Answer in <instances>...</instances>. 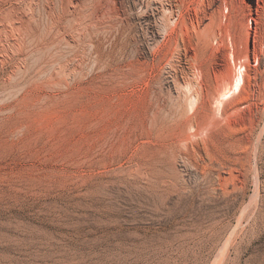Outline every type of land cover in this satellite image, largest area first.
Here are the masks:
<instances>
[{
  "label": "rangeland",
  "instance_id": "374dc122",
  "mask_svg": "<svg viewBox=\"0 0 264 264\" xmlns=\"http://www.w3.org/2000/svg\"><path fill=\"white\" fill-rule=\"evenodd\" d=\"M69 3L0 45V264H264V0Z\"/></svg>",
  "mask_w": 264,
  "mask_h": 264
},
{
  "label": "bare ground",
  "instance_id": "6f19581e",
  "mask_svg": "<svg viewBox=\"0 0 264 264\" xmlns=\"http://www.w3.org/2000/svg\"><path fill=\"white\" fill-rule=\"evenodd\" d=\"M85 1V0H84ZM93 1V0H92ZM70 2V3H69ZM74 2V1H73ZM80 2V1H79ZM83 2V1H82ZM100 2V1H99ZM67 3V5H68V3L69 4H72V0H0V45L2 46V45H6L7 46V48L6 49H16L17 48V50L19 51V49H18V47H20V44H21V46H24V45H22V42H25V41H28V40H30V39H35V37H40L41 39L40 40H43V38L41 37V36H39L40 35V33L42 32V30H44V29H46V27H48V25L45 27V25H44V29H41V32H40V30H39V23L41 22H39L38 23V17H40V16H45L46 17V19L48 20V22H50V24H51V27H52V29L55 27V26H59V24L61 23L60 22V19L58 18V16L59 15H56V13L58 14V11L59 10H57V12H56V9H59V8H57V6L59 7H61V6H64L65 4ZM77 3V2H76ZM81 3V2H80ZM89 3V2H88ZM129 3V2H128ZM73 5V4H72ZM78 5V4H77ZM88 6H89V4H87ZM94 5V4H93ZM121 5V4H120ZM88 6H86V7H88ZM68 7V6H67ZM76 7V6H75ZM74 7V8H75ZM78 7V6H77ZM90 7V6H89ZM92 7V6H91ZM100 7V6H99ZM124 7V6H123ZM81 8V7H80ZM82 8H83V6H82ZM85 8V7H84ZM102 8V7H101ZM105 8V7H104ZM103 8V9H104ZM70 9V8H69ZM85 9H87L88 10V8H85ZM85 9H84V11H85ZM62 10V9H61ZM71 10V9H70ZM76 10V9H75ZM80 10V9H79ZM86 10V11H87ZM95 10V9H94ZM96 10H98V9H96ZM116 10H118V9H116ZM77 11V10H76ZM81 11H83L82 9H81ZM83 11V12H84ZM61 12V11H60ZM93 12V11H92ZM62 13V12H61ZM70 13V12H69ZM74 13V12H73ZM86 13V12H85ZM100 13V12H99ZM101 13H102V11H101ZM257 13V12H256ZM68 14V13H67ZM79 14V13H78ZM83 14V13H82ZM119 14V13H118ZM62 15V14H61ZM66 15V14H65ZM70 15V14H69ZM75 15V14H74ZM85 15V14H84ZM89 15V14H88ZM90 15H91V12H90ZM66 16H68V15H66ZM80 17H81V14L79 15ZM78 16V17H79ZM86 16V15H85ZM74 17H76V15L74 16ZM73 17V18H74ZM79 17V18H80ZM88 17V16H87ZM62 18H65L66 19V17L64 16V17H62ZM72 18V19H73ZM85 18V17H84ZM83 18V19H84ZM103 18V17H102ZM41 19H42V17H41ZM75 19V18H74ZM77 19V18H76ZM88 19V18H87ZM40 20V19H39ZM62 20V19H61ZM64 20V19H63ZM66 20H68V19H66ZM85 20V19H84ZM84 20H79V21H82V22H85ZM91 20V19H90ZM101 20V19H100ZM44 21V19H42V22ZM75 21V20H74ZM95 21V20H94ZM103 21H104V19H103ZM47 22V23H48ZM88 22V21H87ZM86 22V23H87ZM93 22V21H92ZM100 22H102V21H100ZM100 22H98V23H100ZM46 23V24H47ZM65 23H68V22H65ZM65 23H64V26H65ZM75 23V22H74ZM81 23V22H80ZM85 23V24H86ZM91 23V22H90ZM97 23V24H98ZM43 24V23H42ZM77 24H78V22H77ZM62 25V24H61ZM68 25V24H67ZM73 25V24H72ZM83 25V24H82ZM86 25H88V24H86ZM91 25V24H90ZM41 26V25H40ZM63 26V25H62ZM63 26V27H64ZM71 26V25H70ZM75 26V25H74ZM79 26H80V24H79ZM78 26V27H79ZM92 26V25H91ZM94 26V25H93ZM99 26V25H98ZM50 27V26H49ZM63 27H61V28H63ZM67 27H69V26H65V28L67 29ZM77 27V28H78ZM87 27V26H86ZM89 27V26H88ZM103 27V26H102ZM105 27V26H104ZM107 27V26H106ZM57 28V27H56ZM59 28H60V26L58 27V30H59ZM65 28H63V29H65ZM71 28H72V26H71ZM74 28V27H73ZM76 28V27H75ZM77 28H76V30H74V31H77ZM83 29V28H82ZM86 28L84 27V30H85ZM90 29V28H89ZM88 29V30H89ZM47 30V29H46ZM92 30V29H91ZM98 30H99V28H98ZM106 30V29H105ZM49 32H51L50 31V29L48 30ZM54 31V30H53ZM61 31V30H60ZM83 31V30H82ZM87 31V30H86ZM100 31V30H99ZM101 31H104V30H101ZM57 32V31H56ZM65 32V31H64ZM81 32V31H80ZM88 32V31H87ZM96 32V31H95ZM47 33V32H46ZM52 33V32H51ZM77 33H79V32H77ZM76 33V34H77ZM82 33V32H81ZM43 34V33H42ZM56 34H58V33H56ZM65 34V33H64ZM70 34H71V32H70ZM83 34V33H82ZM86 34H89V33H86ZM86 34H84V35H86ZM92 34V33H91ZM46 35V34H45ZM44 35V36H45ZM60 35V34H59ZM59 35H57V36H59ZM72 35H75V34H72ZM98 35V34H97ZM56 36V35H55ZM90 36V35H89ZM92 36V35H91ZM105 36V35H104ZM47 37V36H46ZM54 37V36H53ZM76 37V36H75ZM78 37H79V34H78ZM81 37V36H80ZM79 37V38H80ZM52 38V37H51ZM59 38V37H58ZM57 38V39H58ZM63 40H64V42H66V46H64V48H61L62 49V51L61 52H59V50H60V47H57V48H59V50L57 49V52H58V54H63L62 52H63V49L65 50L66 48L65 47H68L69 48V46L71 47V46H75L74 44H75V40H74V38H73V36H70V35H64L63 37ZM82 38V37H81ZM86 40H87V38H85ZM84 39V40H85ZM89 39H90V37H89ZM32 40V41H33ZM49 40V39H48ZM61 38H60V41H63ZM78 40H80V39H78ZM77 40V41H78ZM44 41H45V39H44ZM43 41V42H44ZM56 41V40H55ZM101 41V40H100ZM30 42H31V40H30ZM54 42V41H53ZM53 42H52V44L51 45H53ZM80 42H81V40H80ZM79 42V43H80ZM86 43H87V41H85ZM84 42V44H86ZM28 43H29V41H28ZM33 43V42H32ZM41 43V42H40ZM54 43H58V42H54ZM78 43V42H77ZM92 43H93V41H92ZM25 44V43H24ZM26 44H27V42H26ZM31 44V43H30ZM34 44V43H33ZM48 44V43H47ZM81 44H83V43H81ZM83 44V45H84ZM89 44V46H90V44H91V42L90 43H88ZM28 45V44H27ZM36 45V44H35ZM34 45V46H35ZM37 45H39V44H37ZM41 45V44H40ZM39 45V46H40ZM67 45H69V46H67ZM76 45H78V44H76ZM87 45V44H86ZM93 45H94V43L91 45V47H93ZM97 45V44H96ZM95 45V46H96ZM32 45H30L29 47H31ZM33 46V47H34ZM44 46V45H43ZM46 46V45H45ZM50 46V45H49ZM48 46V47H49ZM55 46H56V44H55ZM59 46H60V43H59ZM89 46H87V47H89ZM98 46V45H97ZM3 47V46H2ZM27 47V46H26ZM28 47V48H29ZM32 47V48H33ZM38 47V46H37ZM53 47H54V45H53ZM52 47V48H53ZM62 47V46H61ZM90 47V48H91ZM103 47V46H102ZM5 48V47H4ZM21 48V47H20ZM25 48V47H24ZM39 48V47H38ZM42 48V47H41ZM45 48V47H44ZM71 48H75V47H71ZM71 48H69V49H71ZM79 48H80V46H79ZM81 48H84V47H81ZM94 48V47H93ZM95 48H97V47H95ZM106 48V47H105ZM21 49H23V48H21ZM35 49V48H34ZM43 49V48H42ZM50 49V48H49ZM77 49H78V46H77ZM85 49V48H84ZM89 49V48H88ZM3 50V49H2ZM1 50V51H2ZM36 50V49H35ZM40 50V49H39ZM44 50V49H43ZM46 50V49H45ZM54 50V49H53ZM72 50V49H71ZM82 50V49H81ZM87 50V49H86ZM92 50V49H91ZM90 50V51H91ZM94 50V49H93ZM91 51L92 53L94 52V51ZM96 50V49H95ZM6 51H8V50H6ZM12 51V50H11ZM25 51H26V49H25ZM25 51L23 52V53H21L22 51H20V53L21 54H24L25 53ZM29 51H30V48H29ZM38 51V50H37ZM36 51V52H37ZM41 51V53H39V54H42V50H40ZM48 51V50H47ZM55 51H56V49H55ZM54 51V52H55ZM67 51H68V53H69V50L67 49ZM66 51V52H67ZM75 51H78V50H75ZM79 51H80V49H79ZM89 51V52H90ZM98 51H99V48H98ZM9 52H10V50H9ZM17 52V51H16ZM28 52V51H27ZM31 52H33V50L31 51ZM65 51H64V53H66ZM71 52H73V51H71ZM84 53L85 52H87V51H83ZM100 52V51H99ZM103 52V51H102ZM2 53V52H1ZM3 53H5V52H3ZM8 53V52H7ZM18 53V52H17ZM45 53V52H44ZM47 53H49V52H47ZM76 53V52H75ZM79 53V52H78ZM88 53V52H87ZM9 54V53H8ZM11 54V53H10ZM46 54V53H45ZM53 56H54V54L55 53H51ZM60 54V55H61ZM71 54L72 53H69V57L71 56ZM27 55V54H26ZM31 55V54H30ZM34 55H35V53H34ZM48 55H50V54H48ZM47 55V56H48ZM79 55H81V53H79ZM85 55V54H84ZM83 54H82V56H84ZM90 55V54H89ZM93 55V57H94V54H92ZM46 56V57H47ZM52 56V57H53ZM57 56H59V55H56L55 54V58L57 57ZM65 56H66V54H65ZM75 56L77 57V53L75 54ZM91 56V55H90ZM95 56H97V55H95ZM100 56V55H99ZM101 56H102V54H101ZM29 57V56H28ZM50 57V56H49ZM51 57V58H52ZM62 57V56H61ZM79 57V56H78ZM78 57H77V59H78ZM4 58H6V57H4ZM14 58V57H13ZM17 59H18V57H16ZM34 58V57H33ZM44 58H45V56H44ZM63 58V57H62ZM72 58H73V56H72ZM82 59L84 58V57H81ZM86 58H87V55H86ZM97 58V57H96ZM3 59V58H2ZM8 59H11V58H8ZM38 59H40L39 57H38ZM37 59V60H38ZM57 59V58H56ZM60 59V58H59ZM58 59V60H59ZM67 59V58H66ZM70 60H68V61H71V57L69 58ZM88 59V58H87ZM93 59V58H92ZM102 59V57H100V60ZM36 60V59H35ZM64 60V59H63ZM73 60V59H72ZM28 61V60H27ZM41 61H43V60H41ZM41 61L39 62V63H41ZM47 61H48V59H47ZM56 61V60H55ZM64 61H66V60H64ZM64 61H62V62H64ZM74 61H75V59H74ZM79 61H82L81 59L79 60ZM84 61V60H83ZM82 61V62H83ZM1 62H3L2 60H1ZM28 62H31V61H28ZM34 62V61H33ZM73 62V61H72ZM78 62V61H77ZM86 62V61H85ZM90 62V61H89ZM14 63H16V62H14ZM21 63V62H20ZM45 63V62H44ZM59 63H61V61L59 62ZM75 63V62H74ZM1 64V63H0ZM27 64V63H26ZM35 64V63H34ZM51 64H53V63H51ZM55 64V63H54ZM71 64V63H70ZM81 65H83L82 63H80ZM79 64V65H80ZM61 65H63V64H61ZM87 65H89V64H87ZM86 65V66H87ZM96 65V64H95ZM103 65V64H102ZM21 66V65H20ZM24 66V65H23ZM31 66V65H30ZM36 66V65H35ZM39 66V65H38ZM44 66V65H43ZM50 66V65H49ZM48 66V67H49ZM66 66V65H65ZM14 67V66H13ZM45 67H47V66H45ZM53 67V66H52ZM61 68H62V66H60ZM68 67V66H67ZM65 67L66 69H68V68H70V67ZM76 67H79V66H76ZM90 67H92V65L90 66ZM18 68V67H17ZM28 68V67H27ZM31 68H34V67H31ZM37 68V67H36ZM39 68V71H40V67H38ZM42 68V67H41ZM80 68V67H79ZM86 68V67H85ZM85 68H82V69H85ZM88 68V67H87ZM103 68V67H102ZM16 69V68H15ZM19 69V68H18ZM46 69V68H45ZM53 69V68H52ZM58 69H59V67H58ZM57 69V70H58ZM65 69V70H66ZM71 69V68H70ZM74 69H76L75 67H74ZM81 69V70H82ZM90 69H92V68H90ZM99 69V68H98ZM17 70V69H16ZM38 70V69H37ZM51 70V69H50ZM54 71H55V69H53ZM60 70V69H59ZM63 70H64V68H63ZM62 70V71H63ZM73 70V69H72ZM78 70H80V69H78ZM23 71H25V69L23 70ZM38 71V72H39ZM44 72H45V70H43ZM85 71V70H84ZM87 71V70H86ZM89 71V70H88ZM102 71V70H101ZM16 72V71H15ZM35 72H36V70H35ZM65 72V71H64ZM64 72H62V73H64ZM17 73V72H16ZM53 73V72H52ZM77 73H78V71H77ZM80 73H83V72H81L80 71ZM87 73V72H86ZM99 73V72H98ZM9 74V73H8ZM30 74V73H29ZM33 74H35V73H33ZM38 74V73H37ZM51 74V73H50ZM40 75V74H39ZM61 75H63V74H61ZM65 75V74H64ZM79 75H82V74H79ZM78 75V76H79ZM85 75V74H84ZM83 75V76H84ZM242 75L243 74H241V76H240V80L242 81L244 78H242ZM10 76V75H9ZM28 76V75H27ZM31 76V75H30ZM29 76V77H30ZM43 76H44V74H43ZM47 76V75H46ZM50 75H48L47 77H49ZM82 76V77H83ZM28 77V78H29ZM32 77H33V75H32ZM59 77V76H58ZM57 77V78H58ZM71 77V76H70ZM72 77H73V75H72ZM80 78V77H79ZM17 79V78H16ZM22 79V78H21ZM55 79V78H54ZM74 79V78H73ZM3 80V79H2ZM14 80V79H13ZM26 80V79H25ZM38 80V79H37ZM36 80V81H37ZM70 80V79H69ZM9 81V80H8ZM29 81V80H28ZM17 83H18V81H16ZM15 82V83H16ZM32 82V81H31ZM65 82V81H64ZM71 82H73V81H71ZM239 82V81H238ZM238 82H236L237 83V85L240 83H238ZM9 83H11V82H9ZM24 83V82H23ZM29 83V82H28ZM38 83V82H37ZM41 83V82H40ZM63 83V82H62ZM66 83V82H65ZM87 83V82H86ZM241 83H243V81L241 82ZM60 84V83H59ZM20 85H22V84H20ZM24 85V84H23ZM27 85V84H26ZM29 85V84H28ZM79 85V84H78ZM237 85H235V86H237ZM240 85V84H239ZM13 86V85H12ZM36 86V85H35ZM43 86H45V85H43ZM64 86V85H63ZM66 86V85H65ZM74 86V85H73ZM241 86V85H240ZM240 86H238V87H240ZM3 87V86H2ZM11 87V86H10ZM15 87H17V86H15ZM56 87V86H55ZM237 87V88H238ZM67 88V87H66ZM4 89H6V88H4ZM78 89H80V88H78ZM240 89V88H239ZM4 91V90H3ZM76 91V90H75ZM71 94V93H70ZM192 98V97H191ZM100 261V260H99ZM102 261V260H101ZM105 262V261H104ZM103 263V262H102ZM99 264H100V262H99ZM105 264V263H104Z\"/></svg>",
  "mask_w": 264,
  "mask_h": 264
}]
</instances>
